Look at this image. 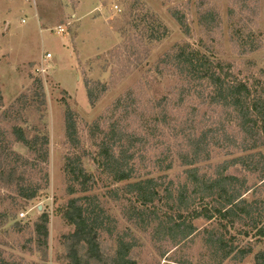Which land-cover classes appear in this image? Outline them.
Returning <instances> with one entry per match:
<instances>
[{
    "label": "rangeland",
    "instance_id": "1",
    "mask_svg": "<svg viewBox=\"0 0 264 264\" xmlns=\"http://www.w3.org/2000/svg\"><path fill=\"white\" fill-rule=\"evenodd\" d=\"M184 44L222 65L227 80L264 95V0H0V264H72L68 244L77 227L66 217L71 199L101 224L96 239L103 259L91 264H109L119 240L134 244L136 264H219L208 241L215 232L252 249L220 264H257L264 242L254 230L192 219L206 204L195 196L187 204L193 198L188 170L205 180L238 158L264 159V139L252 150L247 139L238 147L243 136L229 112L185 93L189 82L165 64ZM85 82L104 85L93 106ZM17 130L37 142L36 153L16 140ZM205 130L215 134L202 139ZM124 152L132 155L133 178L114 182L103 167L108 156ZM261 166L252 164L253 173L239 165L228 169L246 179L249 202L264 200ZM72 169L89 177L86 191ZM146 179L156 181L162 198L168 189L170 199L135 202L125 186ZM18 186L35 197L22 198ZM177 194L187 200L177 203ZM138 212L144 214L137 219ZM152 212L163 222L191 224L193 234L174 241L155 236V224L146 221ZM42 216L45 239L35 231Z\"/></svg>",
    "mask_w": 264,
    "mask_h": 264
},
{
    "label": "trees",
    "instance_id": "2",
    "mask_svg": "<svg viewBox=\"0 0 264 264\" xmlns=\"http://www.w3.org/2000/svg\"><path fill=\"white\" fill-rule=\"evenodd\" d=\"M173 17L183 28L180 18L176 14H173ZM165 64L173 68L176 73L182 75L184 79L189 82L188 84L192 86V90L189 86L187 92L185 91L186 94L193 91L198 97H204L211 106L220 107L229 112L231 119L236 121L239 132L243 136V144L238 147H243L246 143L244 139H247L252 142L250 146L252 150L260 144V140L264 139V95L262 93L257 96L253 94L254 91L245 83L227 80L222 65L213 62L204 54L190 48L187 44L178 46L176 54L168 57ZM202 81L206 84H203ZM191 82L195 84L191 85ZM84 87L88 103L93 106L97 101L100 89L101 91L104 90V85L85 82ZM164 114L165 113H163L160 118L162 121L166 119ZM71 119L70 114H67L65 119V131L69 142L73 144L76 140L74 137V123ZM185 131L184 129L183 132L185 133ZM206 131L207 130L204 131L205 133H202V139L206 138V134L207 137L209 134H215L213 131ZM15 134L16 140L19 143H22L31 152H37V142L35 140H27L23 136L21 130L15 131ZM202 139L197 141L196 147H198V144L202 143ZM43 140L44 143L47 142L46 139ZM46 155V152H42V156L40 153L41 159L44 160ZM121 155L122 156L119 157L114 155L108 156L107 158L109 160L103 167V170L112 177V181L118 183L128 182L133 178V170L129 167L132 155H128L127 152ZM184 158L185 157H183V159ZM255 159V155H250L245 159L238 158L237 160H233L229 165L227 163L222 170L217 172L216 176L205 180H200L194 173V170H188V181L189 184L192 185L191 195H193V198L187 204L194 203V196L197 197L200 204H206L205 210H203V212H195L192 215V219L204 217L210 221L212 219H218V223L227 221V224L230 225L241 224L250 230H254L253 236L258 241L264 242V200L257 199L253 202L247 201L246 196L251 189L247 188L246 179L238 178L228 173V169L236 165H239L245 171L253 173V171L257 170L251 168L252 164L261 163L262 166L259 168L261 184L258 187L262 190L261 193L264 194V159L261 156ZM191 161L192 160H188L185 162L186 165H192L190 164ZM14 174L13 172V175ZM70 174L73 177L75 175L77 181L83 177L79 185L82 188L81 191H86L84 187L89 182L90 179L86 180V178L89 177L82 172H78L76 169H72ZM158 187L156 181L153 179H146L129 183L125 186V189L127 190V194L133 195L135 202L146 206L155 201L170 199L171 194L168 189H163L165 197L162 198L159 196ZM18 193L22 198L27 200H31L35 197V192H29L24 186H18ZM174 200H177V203H184L187 199L186 195L183 197L182 194L179 196L177 194ZM78 201L77 199H71L66 211V217L77 227L75 234L69 237L68 258L72 264H91L95 261H102L103 256L96 239V229L101 227V224H96V222L100 223L97 216L95 220L84 217L83 211L77 206ZM208 205L209 207H207ZM184 209H186V206H184ZM143 214L144 212H138L137 219L142 217ZM148 215L146 221L150 224H155V236L164 234L165 237L174 241L177 237L186 239L194 232L193 226L191 224H186L185 221L179 222L169 219L163 222L154 212L148 213ZM46 223L47 217L42 216L40 222L35 225V231L38 237L44 239L47 237ZM244 235L247 236L248 232H245ZM208 241L211 243L215 254H217L220 259V262L218 261L219 264L228 259L241 260L252 251L251 248L239 247L232 243L229 244L222 235L216 232L214 235L208 237ZM118 243V250L115 252L112 260L110 259L109 264H136V262L130 258V251L134 244H132V242H125L124 240H119ZM81 249H83V252L80 251ZM255 258L257 264H264V252H258L255 254Z\"/></svg>",
    "mask_w": 264,
    "mask_h": 264
},
{
    "label": "built area",
    "instance_id": "3",
    "mask_svg": "<svg viewBox=\"0 0 264 264\" xmlns=\"http://www.w3.org/2000/svg\"><path fill=\"white\" fill-rule=\"evenodd\" d=\"M59 29H62V28H59ZM45 59L46 60L51 59V55L50 54H46L45 55ZM39 71H40V73L44 74L46 72V69L45 68H40Z\"/></svg>",
    "mask_w": 264,
    "mask_h": 264
}]
</instances>
